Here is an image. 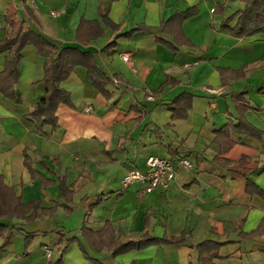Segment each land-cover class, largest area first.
I'll use <instances>...</instances> for the list:
<instances>
[{
  "label": "crops",
  "instance_id": "1",
  "mask_svg": "<svg viewBox=\"0 0 264 264\" xmlns=\"http://www.w3.org/2000/svg\"><path fill=\"white\" fill-rule=\"evenodd\" d=\"M243 9L226 0H0V43L14 16L58 50L91 54L101 77L95 86L77 66L61 84L69 103L57 129L42 131L25 120L46 96L35 47L23 50L13 89L0 88V180L22 205L38 203L25 218L0 220V264H202L207 242L219 257L204 264H264V35L236 38L225 27L235 29L238 18L228 21ZM150 157L193 169L179 167L169 189L151 194L124 188ZM146 239L161 242L118 251Z\"/></svg>",
  "mask_w": 264,
  "mask_h": 264
},
{
  "label": "trees",
  "instance_id": "2",
  "mask_svg": "<svg viewBox=\"0 0 264 264\" xmlns=\"http://www.w3.org/2000/svg\"><path fill=\"white\" fill-rule=\"evenodd\" d=\"M241 1L244 9L233 15L228 22L238 18V24L235 29H229L230 33L236 38H248L264 35V0H226ZM223 6H218L214 14L221 13ZM11 32L6 39L0 43V54L8 53L6 58L5 71L0 75V88L4 92L7 89H13L18 81L19 66L22 60V52L25 48L33 46L37 49L40 56L46 59L45 78L46 96L36 106L35 111L25 120L33 123L38 131L50 126L57 129L56 113L60 105L69 103V94L61 89V84L66 81L77 66H85L89 69L90 78L94 85L101 78L91 54H85L77 49L58 50L51 42L37 35L26 23L16 20L14 16H8L6 19ZM63 181V192L64 188ZM38 203L29 206L21 204L15 197L12 190L7 188L0 180V220L25 218L28 211L37 208ZM6 231L0 225V235ZM33 235H28L27 245L33 239ZM161 241L146 239L140 245L131 243L126 246H119L118 251L125 252L134 249V247H145L152 244H158ZM184 239L163 240L162 244L177 245L183 243ZM201 254V262L211 263L217 259L219 246L213 242L201 244L198 247Z\"/></svg>",
  "mask_w": 264,
  "mask_h": 264
},
{
  "label": "built area",
  "instance_id": "3",
  "mask_svg": "<svg viewBox=\"0 0 264 264\" xmlns=\"http://www.w3.org/2000/svg\"><path fill=\"white\" fill-rule=\"evenodd\" d=\"M121 58L125 62H131V58L127 54H122ZM115 83L119 82L115 80ZM207 92L214 95H219V92L213 89H207ZM150 101H154V96L150 94ZM91 112V108L86 109ZM148 172L142 173L133 171L123 179V187L129 188L135 184H143L146 186V193L151 194L157 189H169L171 184L176 180L177 169L182 167L186 170L193 169V164L187 159H181L176 162L157 157H150L147 160ZM48 258H52L53 252L51 249H45Z\"/></svg>",
  "mask_w": 264,
  "mask_h": 264
}]
</instances>
